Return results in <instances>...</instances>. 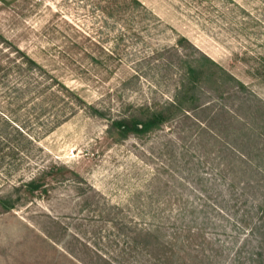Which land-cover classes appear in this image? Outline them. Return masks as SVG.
I'll return each instance as SVG.
<instances>
[{
    "label": "rangeland",
    "instance_id": "374dc122",
    "mask_svg": "<svg viewBox=\"0 0 264 264\" xmlns=\"http://www.w3.org/2000/svg\"><path fill=\"white\" fill-rule=\"evenodd\" d=\"M0 264H264V0H0Z\"/></svg>",
    "mask_w": 264,
    "mask_h": 264
},
{
    "label": "trees",
    "instance_id": "16d2710c",
    "mask_svg": "<svg viewBox=\"0 0 264 264\" xmlns=\"http://www.w3.org/2000/svg\"><path fill=\"white\" fill-rule=\"evenodd\" d=\"M158 118V119H157ZM161 118H159V117H156V118H154L152 121H149V123H144V124H139V125H141L142 126V128L140 129V130H142V129H145V130H149L150 128H152L154 125H155V122H158V120H160ZM157 120V121H156ZM137 128H138V126H137ZM33 190H36V188H33ZM4 205H2L3 207H5L6 209H10V208H12V207H10L9 205H8V203H6V202H4L3 203Z\"/></svg>",
    "mask_w": 264,
    "mask_h": 264
}]
</instances>
